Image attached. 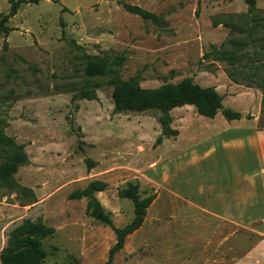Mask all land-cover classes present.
I'll return each mask as SVG.
<instances>
[{
	"label": "rangeland",
	"instance_id": "obj_1",
	"mask_svg": "<svg viewBox=\"0 0 264 264\" xmlns=\"http://www.w3.org/2000/svg\"><path fill=\"white\" fill-rule=\"evenodd\" d=\"M124 4L140 6L154 18L130 13ZM4 16L0 124L28 162L14 173V188L0 184V248L30 219L53 228L42 239L43 264H264V228H255L256 221L250 228L246 213L232 217L222 207L217 216L190 202L202 195L207 179L221 180L230 195L234 184H245L253 173V159L246 165L232 153L224 159L218 145V159L209 169L200 161L184 171L171 159L183 140L176 144L178 133H163L157 110L116 112L107 76L94 77L95 98L78 96L82 55L120 57L123 80L136 78L143 88H157L190 78L218 87L225 107L234 82L247 100L233 99L232 109L245 117L259 113L257 126L264 129V0H255L252 13L245 0H0V19ZM255 20L259 24L252 28ZM232 38L245 53L239 62L208 55L213 47L229 49ZM172 110L170 127L194 130V142H200L209 118L192 105ZM215 118L220 129L226 119L219 111ZM94 181L105 188L83 194ZM128 182L138 183L141 198L153 200L142 224L107 263L116 235L91 216L92 200L113 226L123 227L134 216L133 201L118 196ZM251 248L257 260L250 258Z\"/></svg>",
	"mask_w": 264,
	"mask_h": 264
},
{
	"label": "trees",
	"instance_id": "obj_2",
	"mask_svg": "<svg viewBox=\"0 0 264 264\" xmlns=\"http://www.w3.org/2000/svg\"><path fill=\"white\" fill-rule=\"evenodd\" d=\"M37 0H32L36 2ZM17 2L11 4V14H14L17 8ZM248 6V12L255 11V0H245ZM124 8L133 14L140 15L142 18L154 16L146 9L132 4H124ZM6 19L4 16L0 19V33L7 32L8 27L3 24ZM259 22L254 21L252 28H255ZM231 47L212 48L208 54L215 60H223L229 64H235L244 57L245 53L237 49L240 44L237 40L231 39ZM82 75L81 88L78 96L81 98H95V92L91 86L98 87L99 81L94 77L107 76L108 83L113 86L112 99L114 110L144 112L146 110H157L159 112L158 121L166 135H176L178 131L170 127L172 117L170 111L175 107L192 105L199 115L213 118L218 111L227 120L240 119L241 113L222 104V95L214 86H201L193 82L190 78L182 79L177 83H166L157 88H143L139 85L136 78L126 80L118 76V66L121 64V58H106L82 55ZM231 76V73H228ZM264 110V98L261 100ZM261 128V127H258ZM159 140V139H158ZM0 156L3 160L0 162V184L9 188H14L16 182L14 173L17 169L28 162L27 154L21 145L14 143L13 139L7 136L0 124ZM106 184L102 181L91 182L83 191L85 195H92L94 191H101ZM77 195V194H76ZM120 198H129L133 201L134 216L132 220L123 227H115L108 213H106L101 204L92 200L91 216L97 220L111 226L116 235V242L109 250V260L115 251L119 250L124 243L125 237L135 231L143 222L147 207L153 200L149 195L141 198L138 194V183L128 182L126 187L118 191ZM53 233V228L44 225L41 221H32L24 219L21 224L16 226L9 236V240L0 250L1 264H43L46 257V251L42 246V239Z\"/></svg>",
	"mask_w": 264,
	"mask_h": 264
},
{
	"label": "crops",
	"instance_id": "obj_3",
	"mask_svg": "<svg viewBox=\"0 0 264 264\" xmlns=\"http://www.w3.org/2000/svg\"><path fill=\"white\" fill-rule=\"evenodd\" d=\"M231 83L233 84V88H231L232 92L229 95L231 100L230 102H228L229 106L227 107L232 109L234 108L232 106L237 104V98L244 100H247V98L245 96H240L243 93L239 92L242 91V87L235 84L234 82ZM228 87L232 86L228 85ZM215 89L222 95L218 87H215ZM236 90L239 93L234 96L233 93ZM222 98L223 102L225 100V97H223L222 95ZM233 99H235L236 101ZM238 112L241 113L240 119L227 120L223 116L226 121H220L222 123V127L220 129H218V127H215L213 124L218 112L213 118H209L208 121L210 123L204 122V126L199 132L202 138L198 143L194 142L196 137V133L193 132L194 130L189 131V129L187 128H178L173 125L172 128L178 131L176 140H174V142H176V144H178V141L181 142V140H183V142L178 145V149L174 150L175 157H171V159L177 158L178 163L185 166L184 171H186L190 165L198 164L200 161H204V170H207L209 169V165L215 163V160L218 159V157L215 155L218 145L220 146V148H222L223 152L221 156L224 159H227V157L230 155L229 153H232V155H234V160L238 158V160H240L243 165L247 164L248 157L251 158V161L253 159V161L255 162L253 173L243 179V181H245V184H242L241 181L234 184V188L230 192V195H227L224 192L228 189H226L224 185L221 184V180L207 179V182L204 180V192L202 193V195H200L199 198L197 197L196 199L192 198V201L190 202L192 203V205L200 206L202 207V209L204 208V211L215 214L217 216H221L220 208L222 207H227L226 210H223L224 212L230 214L232 217H234V215L237 213H246L248 221L250 223V228H253L252 222L256 221L255 228L259 227L263 229L264 129L258 128L257 126L259 113L258 115L253 113L250 114V117H245L247 113H245L244 111ZM173 123L175 122L172 119L171 125ZM183 125L185 126V123ZM185 133H189L188 135L190 137V140L187 141L188 143L183 136ZM197 146L202 147L201 153H199V151L197 150ZM216 189L223 190V193H215L214 190L216 191ZM175 192L180 194V191H178V189L175 190ZM187 192L189 191L187 190ZM228 206H231V208H228ZM1 249L2 247L0 248V250ZM255 251L256 248H251L249 255L251 259L257 260Z\"/></svg>",
	"mask_w": 264,
	"mask_h": 264
}]
</instances>
